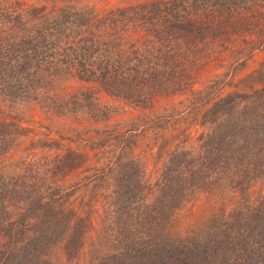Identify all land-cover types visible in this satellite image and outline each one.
<instances>
[{"label": "trees", "instance_id": "16d2710c", "mask_svg": "<svg viewBox=\"0 0 264 264\" xmlns=\"http://www.w3.org/2000/svg\"><path fill=\"white\" fill-rule=\"evenodd\" d=\"M230 47V74L195 88L205 59ZM263 48L264 0H140L103 12L82 0H0V113L9 110L0 118V264L68 263L86 242L87 264H264V192H249L264 184V59L235 81L242 89L225 90ZM182 94L188 105L140 127L161 133L192 109L202 130L193 142L183 130L157 142L154 177L133 153L139 126L92 128L91 149L109 139L116 154L64 186L88 151L52 150L55 138L34 139L14 113L35 105L94 124L123 105L145 110ZM83 186L102 194L74 209ZM203 195L215 213L174 236L176 213Z\"/></svg>", "mask_w": 264, "mask_h": 264}, {"label": "rangeland", "instance_id": "374dc122", "mask_svg": "<svg viewBox=\"0 0 264 264\" xmlns=\"http://www.w3.org/2000/svg\"><path fill=\"white\" fill-rule=\"evenodd\" d=\"M25 3L35 2L39 0H21ZM140 0H82L85 4L93 6V8L98 12L106 11L111 7L122 6L127 4H133ZM241 38H237L235 41V47L240 42ZM232 47V48H233ZM231 47L230 50H219L216 49L212 52L208 58H206L205 63L201 66L199 72L198 80L195 84V88L202 89L207 86H211L210 83L215 78H219L224 74H230L229 67L231 64ZM264 59V48L256 50L254 54L246 59L245 68L240 71L234 72L235 80L230 83V86H226L225 90L233 89V85L236 88L242 89L243 84H235V81L240 78L239 76L245 72H248L256 67V65ZM238 66V65H237ZM246 69V70H245ZM80 88L77 82L71 83V89L76 90ZM69 89V90H71ZM101 101L105 103H113L112 100L107 98L105 95L101 94ZM187 96L177 95L171 96L169 98H160L155 101L151 108L145 110H138L133 107L121 106L107 121H102L98 123H89L81 118H64L61 116H55L51 113H46L35 105H27L19 107L18 111L14 113L18 114L27 128L31 131L30 136L34 139L44 136V134L49 133L52 139H56L59 144L55 145L52 150L63 148H75L89 153V160L87 164H84L79 169L70 172L68 175L62 179L64 186L72 185L74 183L80 182L86 175L93 172L91 168L93 166L99 167L108 160H111L115 156L116 146L112 143L109 144L108 140L105 144L106 147H102V150H92L91 140H93L97 135L93 134L92 128L97 129H108L114 130L115 132H124L131 126H139L140 131L137 132L135 137L136 146H134V154H139L147 160V173L151 174L152 177L155 175V148L153 146L158 142L164 140V136L168 134H178L182 130L183 136L189 138V142H193L198 134L201 132L202 127L199 125V110H184L180 116H175L168 120L165 124V128H162V132H158L157 129L152 128V130L144 129L140 127L149 118H155L166 114V110H179L184 106L188 105ZM3 108V107H2ZM22 108V109H21ZM4 112L0 113V118L7 115L9 110L4 108ZM12 109H10V112ZM135 125V126H134ZM108 142V143H107ZM26 143H30V139L26 137ZM25 143V144H26ZM88 186L78 187L75 193L69 199V203L74 206V209H81V201L89 199V192L92 196L94 194H102L100 189H96L94 193L91 192ZM250 196L252 199H257L264 192V184L260 181L256 182L250 188ZM218 207V203L213 200L212 197H207L206 195L198 197L196 200L183 206L175 215L174 222L171 226V231L174 236H182L191 229H196L201 227L206 220L215 213ZM95 214L98 215L102 211V208L95 206ZM100 209V210H99ZM94 215L92 218H94ZM97 220V217L95 218ZM86 242L84 248L81 250L79 256L66 263L63 258L59 259L60 264H87V245Z\"/></svg>", "mask_w": 264, "mask_h": 264}]
</instances>
